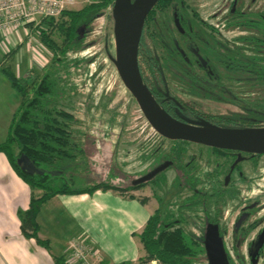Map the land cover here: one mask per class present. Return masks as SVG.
Returning <instances> with one entry per match:
<instances>
[{
	"label": "rangeland",
	"instance_id": "obj_1",
	"mask_svg": "<svg viewBox=\"0 0 264 264\" xmlns=\"http://www.w3.org/2000/svg\"><path fill=\"white\" fill-rule=\"evenodd\" d=\"M256 11L264 12V0H176L166 11H156L145 42L157 56L170 91L207 113L245 114L247 108L264 111V81L219 62L225 55L248 60L264 58V48L238 39L256 34L236 23ZM175 18L187 30L184 37ZM63 19L59 16L55 21ZM45 23L40 26L45 27ZM38 35L33 26H28L26 33L22 29L0 33V69L9 67L17 76L40 75L52 51ZM55 38L60 43L61 37ZM114 53L112 10L107 7L65 56L80 63L70 78L73 86L56 103L75 114L74 139L85 154L77 159L82 161V167L77 165L75 169V164L71 165L73 168L65 176L56 178V185L69 178L74 180L69 183L73 188L100 180L130 185L150 169L156 157L169 152L172 141L159 135L145 119L118 76L111 59ZM208 64L214 76L207 73ZM205 91L218 94L224 101L207 98ZM19 101V94L0 71V142ZM233 158L185 141L182 163L192 166L194 185H182L180 171L168 168L136 194L148 195L152 210L159 204L164 216L179 219L197 235L202 234L209 214L218 219L219 233L233 259L238 253L237 259L240 256L248 264H264V245L260 248L264 242V154L240 159L237 169L229 171ZM194 191H200L195 203L190 201ZM250 223L255 225L244 235ZM71 244L72 240L68 246ZM254 251L258 252L256 259ZM101 258L89 256L87 263L78 264H100Z\"/></svg>",
	"mask_w": 264,
	"mask_h": 264
},
{
	"label": "trees",
	"instance_id": "obj_2",
	"mask_svg": "<svg viewBox=\"0 0 264 264\" xmlns=\"http://www.w3.org/2000/svg\"><path fill=\"white\" fill-rule=\"evenodd\" d=\"M112 2L113 0H105L97 4L85 5L79 9L65 10L60 16L61 19L65 16V19L60 23L56 22L54 17L42 19L41 23L46 22L45 27L40 26L41 23H39L36 30L40 41L52 51V57L40 75L35 76L32 73H27L17 76L14 70L9 67L0 69L4 78L20 96L19 104L9 121L6 137L0 142V152L6 155L13 170L31 189L28 207L25 210L17 211L21 232L28 238H34L39 245L47 250H49V242L38 236L39 226L36 216L41 206L49 198L56 194L91 193L96 189H110L118 191L125 197L137 198L141 203L146 204L149 196L134 195L131 191L138 190L156 180V176L160 173L148 182L134 185L113 184L109 180H100L73 188L69 184L74 182L73 178L64 180L60 185L55 184L56 178L61 175L65 176L68 169L73 168L70 167L71 165L75 164V169L77 165L78 168L82 167V161H77V159L82 158L85 154L82 145L74 139L75 114L56 103L73 86L70 78L75 76L74 70L78 69L80 63L78 60L65 56L74 50L76 42L85 36L90 24ZM175 2L176 0H158L146 17L141 31L138 63L144 83L153 92L154 84L148 82L141 68V62L151 69L157 66V57L147 46L145 34L148 33V27L155 20L156 11H166ZM251 14L242 16L236 23L254 30L257 34L241 36L238 39L264 48V12L256 11L255 16L254 14L250 16ZM183 28L187 34L186 28ZM55 35L61 37L60 43ZM223 63L231 70L243 71L258 81H264V58L254 57L248 60L228 56ZM249 111L248 117H257L260 120L254 122L246 116L238 114L208 115V118L216 117L217 120L214 124L219 126H261L264 121V113L255 114L256 112L253 110ZM184 142L173 140L169 152L156 157L150 168L156 167L162 161H171L167 169L176 168L179 170L182 185L190 186L194 185L195 181L190 175L192 166L182 163ZM211 150L219 154L228 153L226 150L217 148H211ZM20 154L26 155L41 173L29 174L22 170L17 163ZM197 193L199 195L200 191H194L190 198L191 202L195 203L196 200H199ZM203 204L205 205L204 200ZM207 215L206 222L218 223V219ZM254 225L255 223H250L243 234L246 235ZM134 235L141 244L142 254L138 261L142 264H149L151 260H157L160 264H208L204 246V230L200 235L188 231L179 219L173 220L164 216L159 204L150 214L142 230ZM263 243L260 248L263 247ZM223 247L229 264H248L240 256L237 259L238 253L236 259H233L224 242ZM253 255V259H256L258 252L254 251ZM102 260H100V264ZM54 261L56 264H67L65 255L54 257Z\"/></svg>",
	"mask_w": 264,
	"mask_h": 264
},
{
	"label": "crops",
	"instance_id": "obj_3",
	"mask_svg": "<svg viewBox=\"0 0 264 264\" xmlns=\"http://www.w3.org/2000/svg\"><path fill=\"white\" fill-rule=\"evenodd\" d=\"M30 192L0 152V264H56L54 257L62 255L67 264H78L68 250V242L78 237L98 248L101 264H142L141 244L134 233L142 230L154 210L150 198L143 204L110 189L52 196L36 216L38 236L49 242L47 250L20 229L17 211L28 207Z\"/></svg>",
	"mask_w": 264,
	"mask_h": 264
},
{
	"label": "water",
	"instance_id": "obj_4",
	"mask_svg": "<svg viewBox=\"0 0 264 264\" xmlns=\"http://www.w3.org/2000/svg\"><path fill=\"white\" fill-rule=\"evenodd\" d=\"M158 0H113L111 7L115 53L111 57L120 80L137 102L149 125L162 137L239 153L264 154V125L255 127L219 126L207 120H180L170 115L143 81L138 47L145 19ZM176 24L179 26L178 21ZM241 157H238V160ZM17 163L29 174L41 173L24 154ZM163 162L135 179L132 184L151 180L170 165ZM228 181L226 177L225 182ZM204 246L208 264H229L217 224L205 227Z\"/></svg>",
	"mask_w": 264,
	"mask_h": 264
},
{
	"label": "built area",
	"instance_id": "obj_5",
	"mask_svg": "<svg viewBox=\"0 0 264 264\" xmlns=\"http://www.w3.org/2000/svg\"><path fill=\"white\" fill-rule=\"evenodd\" d=\"M102 1L105 0H0V33L8 34L15 29H22L26 33L28 26L35 28L43 18H57L65 10ZM112 4L113 2L108 5V8H111ZM68 250L71 258L77 262L87 263L89 256L101 258L98 248L83 237L73 239ZM149 264L160 263L157 260H151Z\"/></svg>",
	"mask_w": 264,
	"mask_h": 264
},
{
	"label": "flooded vegetation",
	"instance_id": "obj_6",
	"mask_svg": "<svg viewBox=\"0 0 264 264\" xmlns=\"http://www.w3.org/2000/svg\"><path fill=\"white\" fill-rule=\"evenodd\" d=\"M173 7V6H172ZM150 13V12H149ZM148 16V15H147ZM176 20L178 21L177 18L174 19L175 24H176ZM181 21V20H180ZM179 23V22H178ZM177 29L180 32L181 37H184L185 35H187L185 33V30L183 27L184 24L179 26L176 24ZM241 26V25H239ZM243 27V26H242ZM249 29V28H248ZM252 30V29H250ZM254 31V30H253ZM256 33V32H255ZM257 34V33H256ZM154 54V53H153ZM157 57V56H156ZM228 58V56H224L223 58L219 59L220 64H222L224 67L228 68L223 61H226ZM222 61V62H221ZM144 66V68L147 70L148 75H146L148 82L154 84L153 88H154V92L153 90L151 91L153 96H155L156 100L158 101V103L173 117L180 119V120H194V121H199V120H207L211 123L214 124L215 120H217L216 117H210L208 118V115H230V114H238L240 116H246L247 118H249L252 121H259V118H255V117H248L247 115H249L250 111L249 110H253L254 112H256L255 114L258 113H264V111L261 110H255L253 108H247L246 113L245 114H239V113H230V114H220V113H207L204 111H201L199 109L193 108L190 105H188L186 102H184L183 100H181L180 98H178L176 95H174L170 89L167 86L166 81L164 80V76H163V72L161 71L160 67H159V62H158V58H157V63H156V67H152L151 69L148 68L146 66V64L144 62H141V68ZM143 70V68H142ZM237 71V70H236ZM243 72V71H241ZM144 73V72H143ZM207 73L211 76H214L215 72L213 71V68L208 64L207 65ZM246 73V72H245ZM249 74V73H248ZM145 75V74H144ZM217 76V74L215 75V77ZM149 89V88H148ZM150 90V89H149ZM205 95L207 96V98L213 100V101H224V99L222 97H220L218 94L212 93L211 91H205ZM261 123V122H258ZM173 141V140H171ZM200 145V144H199ZM204 146V145H203ZM208 147V146H206ZM213 148V147H210ZM220 150H226L228 153L227 154H221V155H229L233 158L232 164L229 167V171H233L235 169H237L238 166V161L240 159L246 160L249 158H256L261 156L262 154H249V153H239L236 150H227V149H220ZM241 157L238 160V157ZM163 162H167V161H162ZM160 163V164H161ZM171 164V163H170ZM159 165V164H158ZM157 165V166H158ZM153 168L148 169L146 172H144L143 174L147 173L148 171H150ZM167 168H165L164 170H166ZM141 174V175H143ZM226 179V178H225ZM225 181V180H224ZM148 182V181H147ZM227 183V182H225ZM243 216V215H242ZM246 216V215H245ZM244 218V217H243ZM242 219V217H241ZM208 223H212V224H216L214 222H206L205 223V227ZM204 227V230H205ZM247 230L246 228L243 230L245 231ZM251 230V229H250ZM248 230V232L250 231ZM247 232V233H248Z\"/></svg>",
	"mask_w": 264,
	"mask_h": 264
}]
</instances>
